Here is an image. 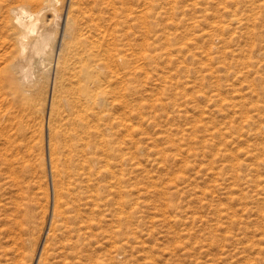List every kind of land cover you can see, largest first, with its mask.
I'll list each match as a JSON object with an SVG mask.
<instances>
[{"label":"rangeland","instance_id":"rangeland-1","mask_svg":"<svg viewBox=\"0 0 264 264\" xmlns=\"http://www.w3.org/2000/svg\"><path fill=\"white\" fill-rule=\"evenodd\" d=\"M22 1L0 0V264H264V0H76L127 62L104 74L124 182L56 235L55 74L20 85L10 68Z\"/></svg>","mask_w":264,"mask_h":264},{"label":"bare ground","instance_id":"bare-ground-1","mask_svg":"<svg viewBox=\"0 0 264 264\" xmlns=\"http://www.w3.org/2000/svg\"><path fill=\"white\" fill-rule=\"evenodd\" d=\"M60 1L23 0L16 6L9 5V15L5 13L8 15L6 20L12 31L11 39L15 53L10 68L18 84L36 86L46 73L55 74L54 92L57 95L54 94L52 99L55 110L51 120L57 125L50 128V152L55 178L52 219L54 224L51 225L54 226L55 235L63 229L69 233L84 231V226L75 228L84 220L83 210L79 208L84 202V205H88L104 200L100 190L106 189L108 185L100 183L106 180V177L117 179L119 184L124 182L123 177L117 176L119 172L112 170L115 167L110 160V154L114 151L111 150L113 146L109 147L110 136L104 122L108 117L112 84L104 80V74L116 64L124 67L127 64L120 54L113 55L104 48V40L101 41L98 36L93 35L95 30L98 31L94 26L82 25L77 17L76 0H72L62 32L63 14L58 9ZM97 34L101 36L102 33ZM123 156L118 165L121 169L127 162ZM115 184L110 187L113 188ZM96 187L97 190H94ZM88 192L91 194L88 195ZM97 203L96 206L100 207ZM104 222L105 217L101 220V223Z\"/></svg>","mask_w":264,"mask_h":264}]
</instances>
